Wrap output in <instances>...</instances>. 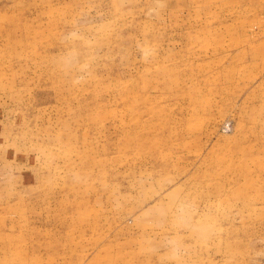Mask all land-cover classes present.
Returning <instances> with one entry per match:
<instances>
[{
    "label": "rangeland",
    "instance_id": "rangeland-1",
    "mask_svg": "<svg viewBox=\"0 0 264 264\" xmlns=\"http://www.w3.org/2000/svg\"><path fill=\"white\" fill-rule=\"evenodd\" d=\"M0 264H264V0H0Z\"/></svg>",
    "mask_w": 264,
    "mask_h": 264
}]
</instances>
